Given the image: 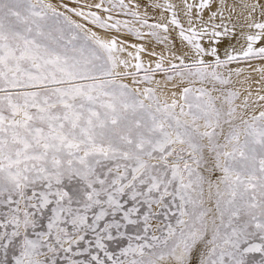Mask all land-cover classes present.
Returning <instances> with one entry per match:
<instances>
[{
	"label": "snow or ice",
	"instance_id": "snow-or-ice-1",
	"mask_svg": "<svg viewBox=\"0 0 264 264\" xmlns=\"http://www.w3.org/2000/svg\"><path fill=\"white\" fill-rule=\"evenodd\" d=\"M0 264H264V0H0Z\"/></svg>",
	"mask_w": 264,
	"mask_h": 264
},
{
	"label": "rangeland",
	"instance_id": "rangeland-1",
	"mask_svg": "<svg viewBox=\"0 0 264 264\" xmlns=\"http://www.w3.org/2000/svg\"><path fill=\"white\" fill-rule=\"evenodd\" d=\"M52 2L55 3V4H59L60 0H52ZM64 2H69V0H66V1L64 0Z\"/></svg>",
	"mask_w": 264,
	"mask_h": 264
},
{
	"label": "bare ground",
	"instance_id": "bare-ground-1",
	"mask_svg": "<svg viewBox=\"0 0 264 264\" xmlns=\"http://www.w3.org/2000/svg\"><path fill=\"white\" fill-rule=\"evenodd\" d=\"M66 1V0H65Z\"/></svg>",
	"mask_w": 264,
	"mask_h": 264
}]
</instances>
